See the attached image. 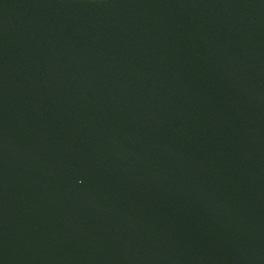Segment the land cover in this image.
I'll return each instance as SVG.
<instances>
[{"label":"water","instance_id":"95a60500","mask_svg":"<svg viewBox=\"0 0 264 264\" xmlns=\"http://www.w3.org/2000/svg\"><path fill=\"white\" fill-rule=\"evenodd\" d=\"M0 264H264V0H0Z\"/></svg>","mask_w":264,"mask_h":264}]
</instances>
